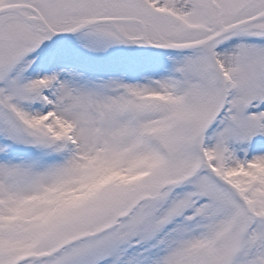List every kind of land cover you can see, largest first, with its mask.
Masks as SVG:
<instances>
[{"label": "snow or ice", "instance_id": "1", "mask_svg": "<svg viewBox=\"0 0 264 264\" xmlns=\"http://www.w3.org/2000/svg\"><path fill=\"white\" fill-rule=\"evenodd\" d=\"M0 264H264V0H0Z\"/></svg>", "mask_w": 264, "mask_h": 264}]
</instances>
